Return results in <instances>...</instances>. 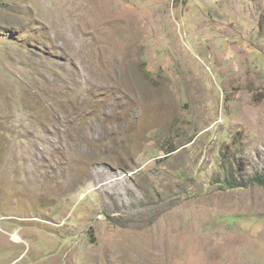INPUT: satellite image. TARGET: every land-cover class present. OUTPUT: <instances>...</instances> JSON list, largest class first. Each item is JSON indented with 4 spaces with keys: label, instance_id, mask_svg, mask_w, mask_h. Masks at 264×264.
<instances>
[{
    "label": "rangeland",
    "instance_id": "374dc122",
    "mask_svg": "<svg viewBox=\"0 0 264 264\" xmlns=\"http://www.w3.org/2000/svg\"><path fill=\"white\" fill-rule=\"evenodd\" d=\"M258 174L264 0H0V264H264Z\"/></svg>",
    "mask_w": 264,
    "mask_h": 264
},
{
    "label": "trees",
    "instance_id": "16d2710c",
    "mask_svg": "<svg viewBox=\"0 0 264 264\" xmlns=\"http://www.w3.org/2000/svg\"><path fill=\"white\" fill-rule=\"evenodd\" d=\"M250 183H257L259 185L264 186V174H258L256 176H254L251 180ZM247 184H241V186H246ZM233 186H237V185H233Z\"/></svg>",
    "mask_w": 264,
    "mask_h": 264
}]
</instances>
